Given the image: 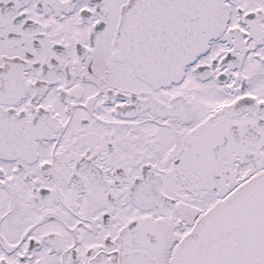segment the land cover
Here are the masks:
<instances>
[{
  "label": "snow or ice",
  "instance_id": "1",
  "mask_svg": "<svg viewBox=\"0 0 264 264\" xmlns=\"http://www.w3.org/2000/svg\"><path fill=\"white\" fill-rule=\"evenodd\" d=\"M0 264H264V0H0Z\"/></svg>",
  "mask_w": 264,
  "mask_h": 264
}]
</instances>
